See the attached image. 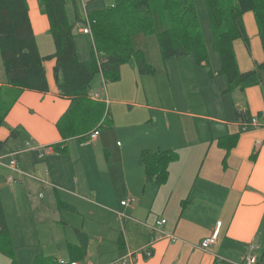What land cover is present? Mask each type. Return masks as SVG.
Listing matches in <instances>:
<instances>
[{"label":"crops","instance_id":"0c3cea01","mask_svg":"<svg viewBox=\"0 0 264 264\" xmlns=\"http://www.w3.org/2000/svg\"><path fill=\"white\" fill-rule=\"evenodd\" d=\"M86 4L83 11H86ZM27 5L35 38L50 36L48 20L41 12L38 0H27ZM242 20L249 48H246L241 39H236L233 49L239 71L246 73L264 62V53L253 13L245 12ZM79 26L75 30L77 35H85L81 33L82 26ZM206 37L210 40L206 42V46L212 72L207 76L203 64H195L196 69L199 67L203 71L197 87H194L199 94H204L200 104H193L190 94L193 78H188L189 69L183 73L185 64L181 66L178 57L165 59L166 63H162L161 59L157 60L159 69L156 70L155 77L160 73L165 74L171 89L169 107L162 105L159 90L158 100L148 99L144 92L139 96L137 87L130 80L136 77L138 71L133 62L120 66L119 79H128L125 88L129 94L127 97L116 95V106H120L116 109V131L125 132L130 128L143 131L132 158L128 149L122 150L120 147L116 149V153L104 151L103 157L95 149H85L88 145L81 144V138L77 137L62 143L56 123L68 108L69 101L58 95L53 79L54 59L43 63L47 92L25 90L18 93L0 76V87H6L16 94L0 126V141H5L6 144L12 139L11 130H15V139L21 138V143L29 145L25 149L30 154L32 166L28 169L17 166L21 173H16L23 179L28 177L25 183L26 194L33 191L38 197L40 190H48L53 206L73 212L81 209L79 202L83 206L88 202L91 208L101 207L102 203L110 204L112 199H102L106 194L98 192L102 189L97 182L100 175H110L107 186L101 184L104 189H116V194L121 188L131 191L137 186H143V189L147 186L137 195L139 206L144 205L149 213L154 211L158 214L154 221L148 223L132 219L134 230L125 243L118 242L115 249L105 245L99 230L90 229L85 223L82 230H77V226L70 224L75 231L71 242L60 237L57 225L53 224L50 236L49 228L39 233L42 243L44 241L39 246H45L39 254L57 262L64 259L78 264H240L248 254L250 244H254L257 250L253 254L257 256L258 264H264V122L261 116L264 111V69L258 84L228 92L225 78L217 74L220 62L217 54L211 51L213 37L211 39L209 30ZM37 46L39 50L38 43ZM39 53L42 56L51 54L43 55L40 50ZM144 58L146 63L152 65V62H148V57ZM156 68L155 65L154 70ZM145 76L153 77L154 74ZM154 89L157 88L150 87V95H155ZM105 93L107 96L97 102L106 101V104H110L107 89ZM232 97L236 98L235 103ZM245 111L250 117H259V121L263 123L241 131L236 112ZM228 136L235 137L231 139ZM101 137L102 132L99 131L98 137L92 142L106 148ZM56 144L63 146L64 150H55L53 146ZM45 145H49L51 151L38 159L32 148L40 150ZM146 150L173 151L176 154V160L168 166L166 181L158 187L145 180L141 153ZM9 153L4 152L3 156L8 157ZM59 192L62 193V198L59 197ZM16 196L22 199L21 192L17 191ZM131 198V205L125 207L134 210L132 205L136 200ZM123 200L126 199L121 198L120 202ZM13 201L15 210L21 217L25 211H19L24 205L16 203L15 196ZM117 201L116 198V208ZM120 206L122 207L121 204ZM51 211L54 212L53 217L57 214L52 219L53 222L62 221L56 207ZM89 214L95 215L93 209ZM24 218L29 223L27 215ZM160 219H165V223L159 230L171 235V238L165 234L157 236L154 226ZM215 230L216 243L205 250L201 249V241ZM76 231L87 237L83 255L80 248L82 241ZM47 239L54 242V245L49 246ZM146 247L151 250L149 257L137 256L135 260L128 258V253L138 254V251ZM122 257L124 259L120 260ZM115 260L117 261L114 263Z\"/></svg>","mask_w":264,"mask_h":264},{"label":"trees","instance_id":"16d2710c","mask_svg":"<svg viewBox=\"0 0 264 264\" xmlns=\"http://www.w3.org/2000/svg\"><path fill=\"white\" fill-rule=\"evenodd\" d=\"M39 1L41 12L48 20L54 52L46 56L39 53L28 15L27 0H0V60L6 84L20 93L25 90L47 92L43 63L54 59L53 79L58 95L69 101L68 108L56 123L62 143L74 137L84 142L92 130L100 127L97 124L101 103L89 97L91 81L96 75H101L104 81H116L120 77V66L128 62H133L140 74L153 73V68L146 63L143 54L131 47L130 40L136 34H154L163 60L191 55L197 65L203 64L211 74L208 52L193 0H125L87 15L93 40L87 61L78 59L74 42L75 27L85 23L78 14L79 0ZM203 2L213 36L210 48L220 62L217 74L225 78L227 91L258 84L264 62L253 71L241 73L233 42L241 39L249 48L242 16L251 11L264 53V0ZM7 109L0 113V126ZM236 117L238 122H242L249 121L250 116L245 111L236 112ZM15 136V130H11L10 138ZM234 137L228 136L231 139ZM4 144L5 141H0V154ZM53 147L55 150H64L59 144ZM174 160L176 154L173 151H143L141 161L146 182L157 187L162 185L168 176V166ZM76 232L82 241L80 248L83 255L87 237ZM10 246L7 221L0 199V251L11 256L12 251H7ZM10 264H15L13 259ZM32 264L60 263L38 254Z\"/></svg>","mask_w":264,"mask_h":264},{"label":"rangeland","instance_id":"374dc122","mask_svg":"<svg viewBox=\"0 0 264 264\" xmlns=\"http://www.w3.org/2000/svg\"><path fill=\"white\" fill-rule=\"evenodd\" d=\"M125 0H88V3L86 4V13L88 15H92L95 12L101 11L105 8L110 7L112 4H118ZM194 6L196 8L197 14H198V22L199 27L202 32V37L204 40V44L210 42V40L206 37L208 30L210 32V37L212 39L211 35V27H209V20L207 19V13L205 9V5L203 0H193ZM39 4L40 1L38 0ZM78 5V14L81 19L85 22V16L83 8L79 1H77ZM32 19H33V13ZM35 17V15H34ZM207 24V25H206ZM79 26V25H77ZM75 27V30L77 28ZM80 27V26H79ZM205 28V31H204ZM36 41L39 45V50L42 52V54H49L54 52V44L52 37L47 36H39L36 38ZM75 47L77 51L78 59H85L84 61L88 60L90 58V52L93 46V40L90 35H77L75 31V37H74ZM207 42V43H206ZM131 47L134 51H140L144 57H148L149 61L152 62L151 67H153V74L154 76L149 77L145 76L146 74H140L139 71H137V75L135 78H132L130 80L133 81L132 85L134 87H137L139 96L144 92L146 93V96L148 99H156L157 98V91H160V97L162 101V105L164 106H170L171 104V89L168 86V78L165 74L160 73L157 77H155L156 70H158V64L159 62L157 60L161 59V62L164 63L165 60L162 59L161 53L159 50L157 38L154 34L150 35H144V34H136L132 36L131 40ZM207 47V46H206ZM208 50V47H207ZM208 52V51H207ZM171 58V57H170ZM180 62V65L182 66L185 64L183 73L185 74V71L188 72V69L190 71L188 78L192 79V84L190 86V94L193 98V104H200L203 100L204 94H199L195 88L197 87L199 81V77L203 74V71L201 68L196 69L195 68V61L192 57L184 56V57H178L177 59ZM166 63V62H165ZM157 66V68L154 70V66ZM206 72L207 69L203 67ZM210 68V65H209ZM167 70V68H166ZM211 70V68H210ZM212 72V71H211ZM3 69L1 68V60H0V76L2 79H5V76L3 74ZM207 72V76H208ZM127 80V82H126ZM195 81V83H194ZM128 85V79L122 77V79H119L117 81L107 80L103 81L101 80V76L98 74L96 75L92 81H91V92H95L98 89H100V96L106 97L105 90H108V99L110 104H106L104 102L101 103L100 106V112H99V122L97 125H100L99 131L102 132V141L106 143L107 147L104 148V146L96 145L94 142H87V139L85 142H82L80 140L81 144L88 145L85 147V149H95L97 150L101 156L104 157V151L106 152H112L116 153V149L120 147V149H128L127 152H129L131 158L134 152V148L136 147V143L140 141V137L142 134V129H134L130 128L125 132H117L116 131V109H119L120 106H116V95L117 96H128L129 92L128 89L125 88ZM176 86V85H175ZM150 87H156L157 89H154L155 95L149 94ZM168 89H167V88ZM195 87V88H194ZM174 88V87H173ZM101 94H104L103 96ZM16 94L15 92L7 89L6 87H0V113L2 114L10 105L12 104L13 100L15 99ZM234 98V97H232ZM125 99V98H124ZM127 99V98H126ZM236 98H234V103ZM125 110V108H123ZM127 112L129 111V108L126 109ZM124 116L122 117V119ZM134 118V116H133ZM124 120V119H123ZM254 128V127H252ZM250 128V129H252ZM249 128L247 130H250ZM245 130V131H247ZM21 138L15 139L12 138L10 141H8L6 144H4L3 149L1 151V155L3 156L4 152H12L15 150H21L20 153L15 156L17 158V166L24 167L25 169H28L32 166L31 157L29 152L27 151V146L21 143ZM102 146V147H101ZM70 149V146L69 148ZM62 152V151H60ZM9 153V154H10ZM4 158L1 160L2 164H0V199L2 202L3 210L5 213L7 226H8V232H9V238L11 241L10 249H7L8 252H11V256L6 252L0 251V264H10L11 259L14 260L15 264H32L34 258L36 255H38L41 250V248L45 247L41 245L42 243L40 232H45L49 228L48 235H51V230L53 229V224L57 225V229L59 231V236L63 237L65 241L71 242L72 238L75 235V231L71 227L70 224H73L76 227L77 230H82L83 224H86V227L90 229H96L100 231L101 236L104 238L105 245H109L111 248H116V244L118 242L125 243L126 238L129 236L130 232L134 230L135 224L133 223L132 219L140 220V222H150L151 220H155L158 216L157 213L152 211V213H149L146 206L141 205L139 206V198L137 199V195H140L141 190L143 189V186H137L136 189L128 191L125 188H121L117 191L116 189L113 191V188L107 187L104 189V185L107 186V181L110 180V175H104L103 177H99V187L102 190L101 193H105V197L102 199H108L111 198L112 202L110 204L102 203L103 206H95L90 207L88 202H85L86 205L83 206L82 202H79L80 210L78 212L76 211H70L66 208H61L58 206L52 205V196L51 193L48 190H37L34 188H30L31 190L39 191L41 193L38 194V197L34 195L33 191H31L29 194H26V178H22L20 175L13 173L10 169H8L4 164H7L9 161V157L3 156ZM14 157V158H15ZM108 157V156H107ZM111 159L112 156L110 155ZM100 161L102 159L100 158ZM101 173L102 170H101ZM100 173V174H101ZM28 174V173H27ZM15 177L18 179V182L16 183H9L7 181L8 177ZM32 176V175H31ZM96 184V183H94ZM150 189V188H147ZM21 192L22 199L17 198L16 192ZM34 191V192H35ZM108 191V192H107ZM149 190H147L148 192ZM113 192V197L110 193ZM16 197V203L18 202L21 205H24L23 209L21 211H25L22 216L20 217L19 213L15 210L14 207V201L13 198ZM59 197L62 198V193L59 192ZM71 197V196H68ZM133 197L136 202L132 205L134 210L131 208L120 206V199H130ZM74 198V197H72ZM116 198H117V205L116 208ZM42 207V209H38ZM56 209L60 211V217L62 218V221L60 222H53L52 219L54 217H57V214L55 213V216L53 217L51 211L52 209ZM143 207V208H142ZM93 209L95 212V215H90V210ZM49 210V212H48ZM115 210V211H114ZM117 211V212H116ZM83 212V213H82ZM122 214V215H119ZM27 215V219L29 220V223L27 222L26 218L24 216ZM124 224V225H123ZM146 224V223H143ZM133 226V228H132ZM145 229V228H144ZM64 231V232H63ZM38 234V235H37ZM71 235V236H70ZM134 239V238H133ZM48 240V245H54L52 241ZM56 241V240H55ZM44 244V241L43 243ZM45 250V249H44ZM139 256L143 257L141 253H139Z\"/></svg>","mask_w":264,"mask_h":264},{"label":"built area","instance_id":"2783aa9c","mask_svg":"<svg viewBox=\"0 0 264 264\" xmlns=\"http://www.w3.org/2000/svg\"><path fill=\"white\" fill-rule=\"evenodd\" d=\"M79 1L82 4L81 6H82L83 10H85L86 1L85 0H79ZM87 15L88 14L86 13V11H84L85 23L82 25L81 33L91 36L90 22H89V19H88ZM101 80L103 81V84H104V80L102 79V77H101ZM99 92H100V89H98L95 92H90V94H89L90 99L93 100V101H101V97H100ZM104 103H107V102L104 101ZM261 116H262L263 122H264V111L262 112ZM263 122L259 121V117L253 116V117H249V121L247 120V121H242V122H239V123H240L241 131H245L248 128L257 127V126L261 125ZM98 135H99V128H97L95 130H92L86 136V139H87L86 143L96 140ZM27 146H29V145H27ZM32 151H36V157L38 159H42L46 153L51 151V147L49 145H45V146H42V149H40V150H38L37 148L34 147V148H32ZM19 153H20V151H14V152L10 153L8 155V157L10 158L8 163L4 164V166H6L8 169H10L13 173H21V171L17 167V158L15 157ZM3 158L4 157L0 156V164H2L1 160ZM7 181L9 183H16V182H18V179H16L15 177L10 176V177H8ZM132 201H133L132 198L126 199V200L121 201L120 204L122 206H129V205H131ZM164 223H165V219H160V220L156 221V225L154 226V230L157 231V233H158L157 236L158 237H160L162 234H165V233H162L159 230V227L161 225H163ZM165 235L167 237H169V238L172 237L169 234H165ZM216 241H217V230H215L209 237L204 238L201 241V243L199 244V247L201 249L205 250L208 247L214 245L216 243ZM255 250H257V247L254 244H250L249 250H248L249 252H248V254H246L244 256V258L242 259V262L240 264H258L257 256H255L253 254V252ZM138 252L141 253L144 258L145 257H149L151 255V250H150V248H147V247L141 249ZM139 253L138 254L137 253H128L127 255H128V258H130L131 260H135V259H137V256H139ZM124 258H125V256H124ZM124 258L122 257V258H120V260H123ZM117 260H115L114 263ZM59 263L60 264H78L77 262H74V261L68 262V261H66L64 259H60Z\"/></svg>","mask_w":264,"mask_h":264}]
</instances>
